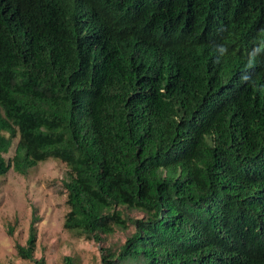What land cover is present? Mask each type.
<instances>
[{"label": "trees", "instance_id": "16d2710c", "mask_svg": "<svg viewBox=\"0 0 264 264\" xmlns=\"http://www.w3.org/2000/svg\"><path fill=\"white\" fill-rule=\"evenodd\" d=\"M48 158L100 264H264V0H0V176Z\"/></svg>", "mask_w": 264, "mask_h": 264}, {"label": "rangeland", "instance_id": "374dc122", "mask_svg": "<svg viewBox=\"0 0 264 264\" xmlns=\"http://www.w3.org/2000/svg\"><path fill=\"white\" fill-rule=\"evenodd\" d=\"M16 139L6 159L14 154ZM66 165L54 158L39 161L26 174L12 167L0 176V262L3 264H32L20 258L15 243L24 244L33 216L37 227L34 257H43L46 264H63L70 256L76 264H100L99 244L78 236L63 227L68 205L62 180ZM131 216H140L136 211ZM12 229L11 234L8 230ZM131 230L130 228L128 231ZM126 231L116 230L108 236L109 243H122Z\"/></svg>", "mask_w": 264, "mask_h": 264}, {"label": "clouds", "instance_id": "9594fccd", "mask_svg": "<svg viewBox=\"0 0 264 264\" xmlns=\"http://www.w3.org/2000/svg\"><path fill=\"white\" fill-rule=\"evenodd\" d=\"M221 53H223L224 51H226V49H224L223 47H220L219 49H218ZM260 51H261V48H254L253 49V51H252V53H251V55L254 57V56H256L257 54H259L260 53Z\"/></svg>", "mask_w": 264, "mask_h": 264}]
</instances>
